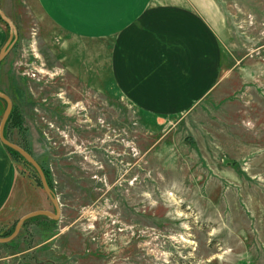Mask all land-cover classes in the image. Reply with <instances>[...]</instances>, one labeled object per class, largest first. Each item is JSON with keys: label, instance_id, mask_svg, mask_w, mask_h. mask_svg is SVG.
<instances>
[{"label": "rangeland", "instance_id": "obj_1", "mask_svg": "<svg viewBox=\"0 0 264 264\" xmlns=\"http://www.w3.org/2000/svg\"><path fill=\"white\" fill-rule=\"evenodd\" d=\"M15 1L0 0L17 29L0 68L31 101L0 78L26 107L10 139L50 172L60 215L22 223L0 243V264H264V0H189L212 26L221 64L212 91L178 115L121 96L109 77L113 41L105 57L104 44L74 42ZM15 160L54 213L34 167ZM33 194L13 195L0 237Z\"/></svg>", "mask_w": 264, "mask_h": 264}, {"label": "crops", "instance_id": "obj_2", "mask_svg": "<svg viewBox=\"0 0 264 264\" xmlns=\"http://www.w3.org/2000/svg\"><path fill=\"white\" fill-rule=\"evenodd\" d=\"M8 1L10 4L11 0ZM22 1L40 25H51L58 34L74 37V42L104 44L105 57L107 42L113 41L108 57L109 77L123 98L146 112L161 115L189 112L218 81L221 64L218 39L208 20L189 0L188 3L183 0ZM0 6L5 10L1 3ZM15 8L21 9L17 0ZM6 39L0 25V48ZM0 78L16 93L19 103L27 105L31 101L27 86L8 83L3 68ZM0 89L13 102L12 94L4 87ZM1 102L0 119L4 111ZM24 105H19L21 112ZM15 131V127H5L4 135L17 142L10 139ZM18 166L0 140V227L9 225L6 213L14 194L22 198L27 192L37 194L31 196L35 200L18 218L48 208L42 190Z\"/></svg>", "mask_w": 264, "mask_h": 264}, {"label": "water", "instance_id": "obj_3", "mask_svg": "<svg viewBox=\"0 0 264 264\" xmlns=\"http://www.w3.org/2000/svg\"><path fill=\"white\" fill-rule=\"evenodd\" d=\"M0 18L9 27V36L7 37L4 44L0 48V62H1L6 57V55L9 53V51L13 48L14 44L16 43L17 29H16L15 25L13 24V22L10 20V18L2 11L1 8H0ZM0 98L3 99L5 102V108H4V111H3L1 119H0V140L5 146H7V147L15 150L16 152H18L29 164H31V166L34 167V169L37 172L38 177L41 181V184H42V187H43L45 193L47 194L48 198L53 203L54 208H55L54 213L49 211V210L40 209V210L31 211V212H28V213L22 215L17 220V222L14 226V229L10 235L5 236V237H0V243H7L17 236V234L19 233V230L21 228V225L25 220H27L33 216H37V215H45V216L50 217L51 219L56 220L60 215V208H59L58 199H57L56 195H54L52 190L50 189V187L47 183L44 171H43L42 167L40 166V164L37 162V160L28 151H26L25 149L20 147L18 144L8 140L5 137L4 128H5L6 122L8 120L9 114L12 110L13 104H12L11 98L2 90H0Z\"/></svg>", "mask_w": 264, "mask_h": 264}, {"label": "trees", "instance_id": "obj_4", "mask_svg": "<svg viewBox=\"0 0 264 264\" xmlns=\"http://www.w3.org/2000/svg\"><path fill=\"white\" fill-rule=\"evenodd\" d=\"M0 20H1V18H0ZM15 45V44H14ZM14 47V46H13ZM1 90V89H0ZM4 101V100H3ZM19 117V118H18ZM22 121H23V119H22V115H21V112L19 111V110H17V106H15V105H13L12 106V110H11V112H10V114H9V117H8V120H7V122H6V125H5V127H10V126H12V127H17L18 126V128H20L21 127V124H22ZM6 148H7V150L9 151V153L12 155V157L14 158V159H21L22 161H24L25 163H28L18 152H16L15 150H13V149H11V148H9V147H7V146H5ZM28 152H29V150H28ZM31 154V153H30ZM42 169H43V171H44V174H45V177H46V180H47V183H48V185H49V187L50 188H52L53 189V184H52V182H51V178H50V172L45 168V167H42ZM34 177H35V180L39 183V185H40V182H39V179H38V177H37V174L35 173V175H34ZM37 183V184H38ZM36 217H38V216H36ZM36 217H31V218H29L28 220H32V219H34V218H36ZM28 220H25L24 222H23V224H25ZM52 221H53V219H52ZM54 222V221H53ZM22 224V225H23ZM9 233H11V232H5L4 234H3V236H6V235H8Z\"/></svg>", "mask_w": 264, "mask_h": 264}]
</instances>
